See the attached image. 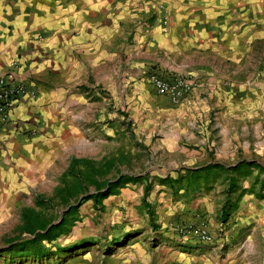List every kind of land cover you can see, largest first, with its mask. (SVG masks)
<instances>
[{
	"label": "crops",
	"instance_id": "crops-1",
	"mask_svg": "<svg viewBox=\"0 0 264 264\" xmlns=\"http://www.w3.org/2000/svg\"><path fill=\"white\" fill-rule=\"evenodd\" d=\"M207 3L202 0H0V75H11L35 93L34 97L17 100L9 124L0 129V242L15 231L20 208L36 201L37 190L52 182L53 171L60 176L64 169L59 170H66L70 158H77L88 147V124L91 120L95 122L94 108L100 91L116 87L115 44L120 25H141L130 32L137 51L131 50L127 57L132 59L137 54L141 58L134 63L135 77L155 70L191 79L192 75L209 76L211 82L209 93H202L198 87L173 105L157 96L146 82L136 80L139 90L152 92V98L147 99L156 105L155 111L166 126L154 153L165 159L171 154L178 156L165 162L168 170L175 172L174 176L161 175L160 184H169V179L184 183L189 171L210 165L233 168L240 162H248L237 157L243 149L240 144L245 145L240 141L244 128L241 126L240 132L232 135L222 122L242 120L244 88L237 84L223 87V81L218 79H224L223 76L192 69V50L200 49L202 54L214 50L213 54L219 55L221 41L230 31L227 20L220 14L203 10ZM236 22L237 29L242 21L237 18ZM14 63L16 67L12 68ZM130 71L127 74L131 78L133 67ZM216 107L212 118L216 130L205 131L197 124L203 119L209 123L208 117ZM206 153L209 159L199 164V160L204 162ZM234 157L236 160L231 162ZM165 164L159 165L160 168ZM151 181L149 178L148 182L153 184ZM242 190L243 187L226 194L225 190L213 188L215 206L209 203L210 194H189L191 191L184 190L183 195L174 194L176 198L169 201L170 195L156 191L159 193L155 195L164 203L163 210L167 208L163 224L169 219L181 223L206 221L211 234L224 232L220 239L196 243L162 227L155 247L153 243L134 240L119 246L121 252L115 250L107 257L91 258L84 251L74 259L62 258L59 264H264V193L242 194ZM182 196L188 199L182 200ZM227 199L238 202L224 223L220 209ZM215 236L220 235L215 233ZM6 248L0 243V264H22L23 261L4 253ZM32 264H52V257L34 260Z\"/></svg>",
	"mask_w": 264,
	"mask_h": 264
},
{
	"label": "rangeland",
	"instance_id": "rangeland-1",
	"mask_svg": "<svg viewBox=\"0 0 264 264\" xmlns=\"http://www.w3.org/2000/svg\"><path fill=\"white\" fill-rule=\"evenodd\" d=\"M202 1L209 2L207 8L203 10L220 14L222 19L227 20L230 31L226 39L221 41L219 55L213 54L214 50L211 52L206 50V54H202L203 51L200 49L192 50V69L213 71L214 75L223 76L224 79L218 78L223 81V87L237 84L244 88L242 120L238 123L222 122L227 125L232 135L235 131L240 132L241 126L244 128L240 141H244L245 145L240 144L243 149H240L237 157L255 163L251 168L244 165L238 173H233L237 178L240 189L243 187L242 194L250 192L264 193V0H260L262 3H257L259 0ZM258 4L260 6H257ZM237 18H240L242 24L236 29ZM138 27H141V25H120L117 28L119 35L115 44L117 51L116 68L118 71L115 78L116 87L100 91V99L98 104L95 105L96 108H94L95 122L91 120L88 124V126L90 125L87 138L88 147L85 148L84 152L77 154V159H87L97 163H102L104 159L114 160L113 170L106 176L111 181H115L121 176L138 178L147 175L148 178H152L151 182L153 184L151 183L148 198L150 211L153 213L151 220L153 221H149L148 211L146 212L141 203L146 184L144 180L137 182L124 181L118 188V192L104 199L102 209L97 210L93 199H87V197L96 193L93 187H89L85 194L79 196L76 200H72L68 205H63L60 197L55 195L56 188L60 186L62 174L59 176L58 172L54 170L52 182L40 187L36 192L38 199L43 202L38 203V200H32L26 203L25 207L23 206L24 208H20L21 216L16 219L15 231L9 238H4L0 242L5 247L10 248L24 239L31 238V235L23 232V228L27 223V220L23 217L24 212L28 213L32 221L36 217L40 224L49 222L54 224L62 217L63 212L69 206L77 207L71 217L74 223L69 233L53 244L43 242L44 247L47 249L46 254L52 255V264L55 262L59 264V260L67 256V253H65L61 256L57 255V258H55L54 254L61 252V250H67L69 247H75L82 242H86L87 248L72 253L70 256L73 259L76 254L81 253L82 255L84 251L89 252L88 256L91 258L107 257L115 250L121 252V249H118L119 246L134 240L153 243V247H155V243L159 241L161 236L159 233L162 231V227L179 238H187V240L196 243L198 241L192 239L191 236H181L172 231L171 226L185 227L204 224L212 240L223 237L224 232L216 231L215 233L220 235L218 237L215 236V233L211 234L206 221L198 220L194 223H181L178 220L169 219L165 224L162 223L163 213L167 212V208L163 210L164 203L159 201L158 195H155L159 192L156 191L159 189L160 192L170 195L167 199L171 201L176 198L174 194L180 193L183 195L185 182L176 183L173 186L160 184L161 175L166 173L173 175L175 172L168 170L165 162L178 159V156L174 157L175 155L171 154L165 159V156L154 153L158 147V137L166 126L164 120H161L162 117L155 111L156 105L153 106L150 99H147V97L152 98V92L139 90V85L135 84L136 80L145 83L146 74L145 76L141 74L139 77L134 76L136 73L134 63L141 58L137 54H133L132 59L131 57L130 59L127 58L131 50L134 53L137 51L135 41L132 40L133 32L131 34L130 32ZM233 30L236 31L233 32ZM150 64L144 65V68L150 66ZM132 67L133 77L131 79L127 73L131 72L130 68ZM208 79L209 76L197 77L192 75V80L196 82L195 89L199 87V90L204 94L210 92L211 82ZM216 111L217 107L210 113L209 123H205L203 119L197 125L205 131L212 128V131L215 132L216 121H213L212 118H215L213 113H216ZM97 119H99V122H96ZM97 129L99 136H97ZM205 156L204 162L199 160V164H204L209 159L207 153ZM230 160L232 162L236 160V157ZM163 164H165L164 168H160L159 165ZM156 166H159V168H156ZM63 169L65 171V168H61L59 172ZM210 177L208 185H201L199 192L196 193L208 196L216 192L213 191L212 193L213 188L220 191L226 189V184L223 183L225 173L218 174L217 184L211 183ZM189 194H192V191ZM208 198H210L209 203L215 206L214 197L211 195ZM50 199L51 201H48ZM185 199L187 200L188 197L184 196L182 198V200ZM18 237L20 239H17ZM97 242L99 245H96ZM72 249H78V247ZM7 255L14 260L23 261L22 264H32V261L35 260L31 254L14 253Z\"/></svg>",
	"mask_w": 264,
	"mask_h": 264
},
{
	"label": "trees",
	"instance_id": "trees-1",
	"mask_svg": "<svg viewBox=\"0 0 264 264\" xmlns=\"http://www.w3.org/2000/svg\"><path fill=\"white\" fill-rule=\"evenodd\" d=\"M114 164V160L104 159L102 163H97L92 160L77 159L75 157H71L68 167L61 175L60 186L56 188L55 195L60 197L63 205H68L72 200H76L79 196L85 194L88 191L89 187H93L96 193L87 197V199H93L96 209L101 210L102 201L111 195H115L118 192V188L124 181L130 180L133 182H137L140 180H144L146 184L144 186L141 203L143 207L148 211V215L151 221L153 213L152 211H150V205L147 202L149 191L151 189V183L148 182L149 178L147 177V175L138 178L121 176L117 180L111 181L107 179L106 176L113 170ZM244 165L247 168H251L255 165V163L240 162L233 168H225L220 165H210L205 168L189 171L186 174L184 189L185 191H192V194H194L196 192H199L201 185H208L210 176H212L210 177L212 183L216 181L219 173H225V193H234L238 191L240 187L238 186L237 178L233 175V173H238L244 167ZM176 183L180 184L181 182H176L169 179L168 185L173 186ZM37 200L39 201L38 203L43 202L42 200L38 199V196L36 197V201ZM48 201H51V199ZM237 202L238 199L234 202H231L229 199L225 201L220 209V219L222 222L225 223L228 220L229 213L231 210L237 207ZM76 209L77 207H71L68 211L64 212L59 222L54 225H52L53 222L40 224L36 217L32 221V219L29 218L28 213L24 212L23 217L27 220V223L23 228V232L31 235V238L24 239L16 245L5 249L4 253L31 254L34 256L36 261L45 260L48 258L50 259L52 255L46 254L47 249L44 247L43 242L46 244H53L62 236L67 235L70 231V228L73 226L74 222L71 220V217L73 216ZM20 237H18L17 239H20ZM76 247H78V249H72ZM85 248H87L86 242H82L75 247H69L67 248V250H61V252H57L53 256L57 258V255L61 256L67 253L66 257H71L70 255L72 253ZM61 262L62 260H59V263Z\"/></svg>",
	"mask_w": 264,
	"mask_h": 264
},
{
	"label": "built area",
	"instance_id": "built-area-1",
	"mask_svg": "<svg viewBox=\"0 0 264 264\" xmlns=\"http://www.w3.org/2000/svg\"><path fill=\"white\" fill-rule=\"evenodd\" d=\"M16 64L12 65L15 68ZM145 82L157 96L163 97L169 103L179 104L196 87V82L189 77L177 75H164L155 70L146 73ZM24 96L34 97L35 93L23 83L16 81L11 75H0V129L10 122V114L19 98ZM172 231L181 236H191L200 243L212 240L204 224L200 226H171Z\"/></svg>",
	"mask_w": 264,
	"mask_h": 264
},
{
	"label": "water",
	"instance_id": "water-1",
	"mask_svg": "<svg viewBox=\"0 0 264 264\" xmlns=\"http://www.w3.org/2000/svg\"><path fill=\"white\" fill-rule=\"evenodd\" d=\"M71 207H72V206H69L64 212L68 211ZM64 212H63V213H64ZM60 219H61V217H60ZM60 219H59V220H60ZM59 220H58L56 223H58ZM56 223H54V224H56ZM54 224H52V225H54Z\"/></svg>",
	"mask_w": 264,
	"mask_h": 264
}]
</instances>
